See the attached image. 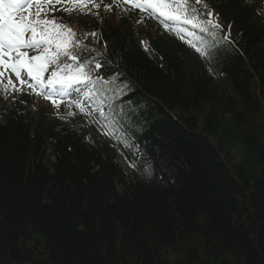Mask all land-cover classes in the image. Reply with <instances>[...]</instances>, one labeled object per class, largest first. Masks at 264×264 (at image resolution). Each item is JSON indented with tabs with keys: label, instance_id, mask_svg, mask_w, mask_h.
Listing matches in <instances>:
<instances>
[{
	"label": "trees",
	"instance_id": "16d2710c",
	"mask_svg": "<svg viewBox=\"0 0 264 264\" xmlns=\"http://www.w3.org/2000/svg\"><path fill=\"white\" fill-rule=\"evenodd\" d=\"M107 3L37 6L111 81L90 112L0 82V264H264V0H190L218 14L216 37L187 25L210 59Z\"/></svg>",
	"mask_w": 264,
	"mask_h": 264
},
{
	"label": "snow or ice",
	"instance_id": "6c2138e0",
	"mask_svg": "<svg viewBox=\"0 0 264 264\" xmlns=\"http://www.w3.org/2000/svg\"><path fill=\"white\" fill-rule=\"evenodd\" d=\"M45 2L51 3V0H45ZM123 2L133 3V0H123ZM196 3L199 4L200 0H196ZM31 6V0H0V65L5 70L11 69L17 78H21L22 71L26 70L27 77L31 78L34 83L20 79L21 85L27 83L33 91L39 87L41 91L37 94L45 95L46 98H51L54 94L63 96L68 93L69 89L78 85L111 82L103 80L99 73L96 74V79H93V71L101 69L102 64L96 61L94 57L88 58L91 49H88L78 40H72L77 34L71 28L58 24L55 20L41 19L39 7L35 13L24 14L25 10ZM95 6L99 7V4ZM133 6L150 18H162L167 30L188 43L203 57L210 59L208 49L214 48L216 44L220 43L219 40L215 43H209L202 37H197L196 39L199 41V46H197L196 43L185 40L184 33L187 32V29L183 25H192L194 28H198L200 32L207 33L212 37H216L217 30L222 27L217 22L218 14L214 19V13L211 10L200 13L196 7L192 6L190 0H143V2H134ZM106 7L111 8V6ZM203 8L207 9L208 5L204 4ZM66 11L71 12V9H66ZM203 15H206L208 19H201ZM167 21H172L173 24L169 25ZM49 24L52 25L51 28ZM90 35L95 37L96 33ZM187 35L192 36L194 34L187 32ZM223 39L227 40V37L225 36ZM25 48L33 49L37 54L29 56L28 52L22 51ZM61 57L72 63L61 65L59 63ZM48 68H51V74L45 81L43 73ZM61 73H66V75ZM3 76L4 72L0 71V77ZM112 79H116V77ZM8 86L13 90H22L15 88L11 78L8 79ZM120 92L123 94L122 89ZM92 98V92L85 93L84 99L92 100ZM52 102L53 104L56 103L55 100ZM93 103L96 102L93 101ZM77 107H80L82 112L84 111V108L79 104ZM96 110L99 115L107 118L103 111V101L97 104ZM105 134L113 135L115 129L106 131ZM121 138L125 139L124 137ZM125 146H129L126 139ZM147 174L150 176L151 172Z\"/></svg>",
	"mask_w": 264,
	"mask_h": 264
},
{
	"label": "rangeland",
	"instance_id": "374dc122",
	"mask_svg": "<svg viewBox=\"0 0 264 264\" xmlns=\"http://www.w3.org/2000/svg\"><path fill=\"white\" fill-rule=\"evenodd\" d=\"M34 0H31V3L33 2ZM111 1H113V0H110V2ZM119 2H121L122 4H124V5H126V6H133V3L134 2H140V0H133V3H124L123 2V0H118ZM134 7V6H133ZM5 59H7V58H5ZM1 67H3L2 65H0ZM10 76H12V78H14V80H15V82H16V84L19 86V85H21V83H20V79H25V77H24V72L22 71V73H21V78H17V76L15 75V73L14 72H11V74H10ZM31 80V79H30ZM33 81H28V83H32ZM28 86V85H27ZM52 97V96H51ZM48 99H50V98H46V96L45 95H42V98L40 99V101H41V103H42V101L43 100H48ZM41 104H38L37 106H40ZM117 159H118V161H119V163L121 164V166L123 167V169L124 170H127L128 168L125 166V164L123 163V161H122V159H121V157L119 156V155H117Z\"/></svg>",
	"mask_w": 264,
	"mask_h": 264
}]
</instances>
